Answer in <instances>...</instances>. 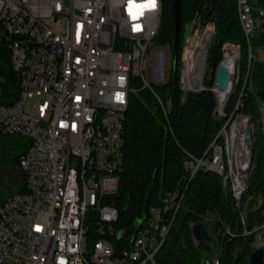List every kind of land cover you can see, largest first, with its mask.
<instances>
[{
  "label": "built area",
  "instance_id": "obj_1",
  "mask_svg": "<svg viewBox=\"0 0 264 264\" xmlns=\"http://www.w3.org/2000/svg\"><path fill=\"white\" fill-rule=\"evenodd\" d=\"M236 2L248 41L245 66L238 44L210 69L216 29L214 22L200 19L186 25L181 55V88L184 93L212 91L217 97L214 115L222 126L201 156L185 160L187 173L178 187L137 218L136 233L120 237L132 226L120 224L113 198L124 168L130 96L141 82L165 113L171 106L147 76L149 48L162 25V1L0 0V28L20 90L14 103L0 104V136L29 143L18 160L26 190L0 203V264H157L200 170L223 177L242 234H254L252 252L264 249V218L247 227L250 214L264 202L261 192H251L258 131L264 139V101L259 100L257 114L245 103L247 94L255 93L252 39L264 33V7L252 0ZM222 64L229 73L224 91L216 84ZM34 96L38 101L30 104ZM208 220L210 225L204 223L212 234L214 218ZM226 233L237 235L229 227ZM220 263L221 251L198 262Z\"/></svg>",
  "mask_w": 264,
  "mask_h": 264
},
{
  "label": "trees",
  "instance_id": "obj_2",
  "mask_svg": "<svg viewBox=\"0 0 264 264\" xmlns=\"http://www.w3.org/2000/svg\"><path fill=\"white\" fill-rule=\"evenodd\" d=\"M162 1V25L156 42L173 46L175 23L172 15L173 0ZM255 6L264 7V0H252ZM200 19L203 24L214 22L215 39L212 46L210 66L221 61L225 52L234 45L244 48L247 60L248 41L239 20L236 0H183L182 23L179 49L174 53L176 68L168 83L155 86L164 103H171L168 113L164 112L154 94L142 88L132 93L126 114V144L124 168L118 193L113 197L121 211L120 224L130 227L150 206L160 205L166 192L178 187L187 173L185 160L201 156L222 126L214 115L217 97L212 91L184 93L180 83V64L185 41L186 25ZM256 53L252 75L255 93L245 97L246 109L258 113L259 100L264 101V60L259 58L263 50L264 33H257L252 39ZM173 50V49H172ZM208 85L213 84L207 79ZM19 85L11 62V51L5 33L0 28V104H12L19 97ZM233 97L232 104L236 100ZM7 137V136H0ZM12 145L15 154L12 161L18 164L19 157L29 143L18 136ZM255 141L256 168L251 180V192L263 194L264 199V154L258 155ZM22 173V172H21ZM23 176V189L26 179ZM5 198L0 203H3ZM214 218L218 230H212V243L202 241L196 244L192 225L208 218ZM264 218L263 206L249 216L248 229ZM229 227L233 233H226ZM244 227L233 206L230 186L223 184V177L200 170L190 182L186 196L170 233L157 254V264H198L204 253L221 251L220 264H251L249 256L253 250L254 234H242Z\"/></svg>",
  "mask_w": 264,
  "mask_h": 264
},
{
  "label": "rangeland",
  "instance_id": "obj_3",
  "mask_svg": "<svg viewBox=\"0 0 264 264\" xmlns=\"http://www.w3.org/2000/svg\"><path fill=\"white\" fill-rule=\"evenodd\" d=\"M240 48L242 53L241 63L245 66L244 48L242 45H240ZM258 54H260L259 58L264 60V52L259 50ZM149 58L147 76L151 83L155 86L168 83L172 78L174 65V54L171 46L155 42L153 46L149 48ZM210 69H213V67H210ZM37 101L38 97L36 96L31 97L28 100L30 104H35ZM232 101L233 98H231L230 103H232ZM26 109L28 112H32L31 106H28ZM217 119L221 122L220 118ZM256 138L257 154L262 155L264 154V139L259 131L256 134ZM13 139L18 138L9 136L0 138V202L17 192H21L24 187L21 170L19 169L18 164L11 159L12 155H14L17 150L16 148L14 149L12 145ZM255 168L256 165L254 163V169ZM208 254L209 253L206 252L204 253V256Z\"/></svg>",
  "mask_w": 264,
  "mask_h": 264
},
{
  "label": "water",
  "instance_id": "obj_4",
  "mask_svg": "<svg viewBox=\"0 0 264 264\" xmlns=\"http://www.w3.org/2000/svg\"><path fill=\"white\" fill-rule=\"evenodd\" d=\"M182 4L183 0H173L172 3V15L174 18L175 23V38L174 43L172 46L173 52L177 53L179 49V41H180V30H181V23H182ZM174 68H176V60L174 61ZM214 77V70L210 74V78ZM229 82V73L228 69L225 65H220L218 74L216 76V84L218 85V88L222 91L226 90L227 85ZM247 138H252V129L251 127H247ZM253 201L251 202L252 205ZM141 223L140 219H136L132 226L128 229L122 230L120 233V237L126 236L128 233L134 235L136 231L138 230V227ZM211 225L213 230H218V223L216 220L211 221ZM192 235L193 238L199 242L205 241V242H212V234L209 230V228L206 226V224L203 221L196 222L192 225ZM249 260L251 264H264V249L258 248L254 250L250 256Z\"/></svg>",
  "mask_w": 264,
  "mask_h": 264
},
{
  "label": "snow or ice",
  "instance_id": "obj_5",
  "mask_svg": "<svg viewBox=\"0 0 264 264\" xmlns=\"http://www.w3.org/2000/svg\"><path fill=\"white\" fill-rule=\"evenodd\" d=\"M129 2L131 3V2H132V0H129ZM152 3H153V4H155V0H152Z\"/></svg>",
  "mask_w": 264,
  "mask_h": 264
}]
</instances>
